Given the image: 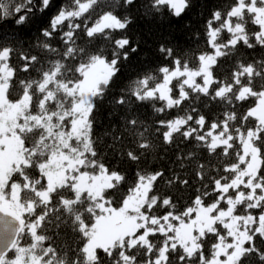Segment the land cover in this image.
I'll list each match as a JSON object with an SVG mask.
<instances>
[{
  "label": "snow or ice",
  "instance_id": "snow-or-ice-1",
  "mask_svg": "<svg viewBox=\"0 0 264 264\" xmlns=\"http://www.w3.org/2000/svg\"><path fill=\"white\" fill-rule=\"evenodd\" d=\"M193 7L0 0V264H264V56L241 52L264 50V0L214 9L208 51L161 44L166 63L131 62L133 13L178 21ZM38 14L26 40L17 29ZM104 138L131 176L104 162ZM166 157L167 175L151 167Z\"/></svg>",
  "mask_w": 264,
  "mask_h": 264
},
{
  "label": "trees",
  "instance_id": "trees-1",
  "mask_svg": "<svg viewBox=\"0 0 264 264\" xmlns=\"http://www.w3.org/2000/svg\"><path fill=\"white\" fill-rule=\"evenodd\" d=\"M4 2L16 3L18 0H4ZM55 2L60 4L63 0H55ZM225 3H231V0H194V7L178 21L166 15L159 19H146L141 15L133 13L135 19L130 25L127 34L131 39L140 43V51L137 54H133L131 61L132 65L147 66L148 63H166L162 55L158 52V48L161 44L170 47H179L190 55L194 53L198 54L200 51H208L209 49L205 44L204 38L205 21L210 18V14L214 9ZM48 18V16L42 17L38 14L37 17L34 18V22H30L22 29H17V31L19 34L24 35L26 40L31 41L38 35L36 29L42 25H46ZM10 19L9 22L4 24L5 30H11L15 27L10 23ZM241 52L245 59H250L251 57L259 59L261 56H264V50L260 48L254 50L242 48ZM190 66L192 65L190 64ZM18 75H20L21 78L27 76L26 73H18ZM146 111L149 113L150 118H152L151 110L146 109ZM204 111L206 114L210 112L212 116L218 114L215 109H205ZM96 118L97 124L94 126V131L103 137L104 132L108 130L109 126L112 124V119L108 115L107 106L102 105L99 107ZM155 118H163V114ZM108 143H110V140L104 138L100 148L104 162L110 167L118 168L131 176L137 165L113 154L110 149L104 147V145ZM169 156H171V153ZM139 166L145 167V162L142 161ZM157 166L165 169L167 175V168L170 166L169 159L166 157L163 160H153L151 162V167ZM52 243L66 249L70 244V240L64 235H61L60 239L54 238ZM257 243L259 244V241H257ZM58 250L60 249L58 248Z\"/></svg>",
  "mask_w": 264,
  "mask_h": 264
}]
</instances>
